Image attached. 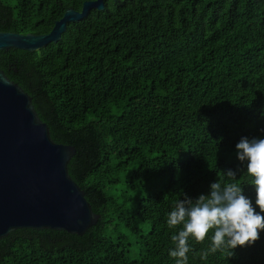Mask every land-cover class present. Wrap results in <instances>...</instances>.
<instances>
[{
	"label": "trees",
	"instance_id": "obj_1",
	"mask_svg": "<svg viewBox=\"0 0 264 264\" xmlns=\"http://www.w3.org/2000/svg\"><path fill=\"white\" fill-rule=\"evenodd\" d=\"M84 1L0 0V32L47 34ZM0 70L52 141L75 148L68 174L99 216L81 236L10 232L0 264H176L168 214L214 182L239 183L264 215L236 149L264 139V0H121L55 44L0 51ZM211 235L190 238L187 264H264V230L232 256L212 253Z\"/></svg>",
	"mask_w": 264,
	"mask_h": 264
},
{
	"label": "water",
	"instance_id": "obj_2",
	"mask_svg": "<svg viewBox=\"0 0 264 264\" xmlns=\"http://www.w3.org/2000/svg\"><path fill=\"white\" fill-rule=\"evenodd\" d=\"M103 0L85 1L80 11L66 10L47 34L0 32V51L36 52L57 43L67 24ZM75 148L52 141L32 99L0 70V239L19 229H50L78 236L96 225L84 192L70 178L67 165Z\"/></svg>",
	"mask_w": 264,
	"mask_h": 264
},
{
	"label": "clouds",
	"instance_id": "obj_3",
	"mask_svg": "<svg viewBox=\"0 0 264 264\" xmlns=\"http://www.w3.org/2000/svg\"><path fill=\"white\" fill-rule=\"evenodd\" d=\"M236 149L237 158L246 164L247 173L254 178L255 203L264 213V139L241 138ZM225 174L232 180L237 178L231 169ZM210 188V195L201 194L195 200L185 195L168 214L169 228L178 229L171 237L175 249L170 251V256L177 258L176 264H187L190 238L202 243L211 232L210 251L228 249L232 256L238 246H253L264 230V215L255 210L239 183L214 182Z\"/></svg>",
	"mask_w": 264,
	"mask_h": 264
},
{
	"label": "rangeland",
	"instance_id": "obj_4",
	"mask_svg": "<svg viewBox=\"0 0 264 264\" xmlns=\"http://www.w3.org/2000/svg\"><path fill=\"white\" fill-rule=\"evenodd\" d=\"M122 182L126 184L124 178L122 179ZM164 182H165V180H160V181H158V182H154V183L151 185V187H154V186H156V185L160 186V185L163 184ZM119 189H120V188H119ZM142 191H143V190H142ZM138 195L140 196V195H144V194L141 193V192H138ZM146 230H147V227L144 229V231H146ZM123 232H124V230H123ZM135 259H136L135 255H132V256H131V260L134 261Z\"/></svg>",
	"mask_w": 264,
	"mask_h": 264
},
{
	"label": "flooded vegetation",
	"instance_id": "obj_5",
	"mask_svg": "<svg viewBox=\"0 0 264 264\" xmlns=\"http://www.w3.org/2000/svg\"><path fill=\"white\" fill-rule=\"evenodd\" d=\"M89 1H93V0H89ZM121 0H103V4H104V10L105 9H107V8H109V6L111 5V4H117V3H119ZM85 2V1H84Z\"/></svg>",
	"mask_w": 264,
	"mask_h": 264
}]
</instances>
